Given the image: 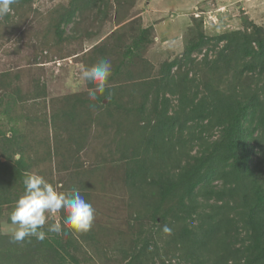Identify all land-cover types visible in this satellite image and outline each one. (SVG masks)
I'll use <instances>...</instances> for the list:
<instances>
[{
	"label": "trees",
	"instance_id": "obj_1",
	"mask_svg": "<svg viewBox=\"0 0 264 264\" xmlns=\"http://www.w3.org/2000/svg\"><path fill=\"white\" fill-rule=\"evenodd\" d=\"M29 1L16 0L12 9L20 12ZM136 2L71 0L50 14L59 44L67 39L64 25L83 24L84 14L102 11V5L105 17L114 5L116 28L86 52L69 56L81 54L84 68L111 61L106 91L95 100L89 96L94 86L87 82L83 92L55 104L44 89L34 88L28 98L2 77L0 118L10 120L0 124V227L10 221L9 207L24 192L25 174L44 173V164L62 162L60 171L76 169L67 188L86 195L88 175L98 167L82 168L76 153L94 141L96 128L121 152L119 179L138 212L135 218L143 212L150 224L146 228L142 222L126 264H153L156 256L162 264H264V27L243 16L242 29L209 35L202 14L193 13L181 54L156 66L150 55L154 29L143 25ZM10 18L5 15V21ZM221 42L210 57L209 50ZM203 48L199 60L194 54ZM28 101L43 104L44 112L32 115ZM40 114L47 117L40 120ZM30 121L44 123L43 129L27 127L31 136L18 129L19 122ZM53 126L55 141L44 145L45 153L40 145ZM63 131L65 140L59 135ZM165 226L171 231L164 232ZM80 234L47 233L43 241L32 237L22 243L0 234V264H80ZM154 235L164 243L162 257Z\"/></svg>",
	"mask_w": 264,
	"mask_h": 264
},
{
	"label": "rangeland",
	"instance_id": "obj_2",
	"mask_svg": "<svg viewBox=\"0 0 264 264\" xmlns=\"http://www.w3.org/2000/svg\"><path fill=\"white\" fill-rule=\"evenodd\" d=\"M69 1L71 0H33L24 3V9L20 12L16 13L12 9L9 14L10 20L5 21V15L0 17V84L4 77L3 83L5 79H8L12 82L10 87L19 86L28 98L32 95L34 88L44 89L48 99L55 98L58 101H55V104L61 103L60 101L65 95L78 94L86 89V82L81 79V72L84 69L82 55L80 54L79 57L69 56L78 50L80 53L86 52L112 32L114 26L108 24L107 21L112 22L114 19V5L110 4L111 6L107 10L108 15L105 17H103L105 15V6L103 7V5L101 6L102 11H98L96 8L88 11L83 16L84 23L78 26L76 24L79 30L75 34L74 31L77 27L74 23L64 25L65 38L67 39L58 44L55 43L58 42V37L52 29L54 21L53 23L50 21V14L55 12L59 5H67ZM145 1L137 0L136 2L141 11H144ZM156 3L160 10L159 16L163 18L158 22L156 38L158 39L157 43L163 48H169L173 38L184 34L188 19L194 12L196 16L202 14L205 30L209 35L242 29L243 16H247L254 23L264 27V0H158ZM197 6L199 11L196 12ZM143 15L146 17L145 13ZM79 18L81 17L76 16L75 22H79ZM136 22L134 25L138 27L139 22ZM88 25H90L89 28ZM85 28H88L87 32H84ZM78 33L82 35L75 38ZM166 43L169 45H165ZM223 45L224 43L221 42L217 48L209 50V56H214ZM172 46L173 44L170 49L161 50L162 56H152L156 66H159L163 60L171 59L167 56L171 55ZM206 50L203 48L201 53L194 54V56L201 60ZM177 53L174 52L175 55ZM32 103L33 101H28L25 105L27 110L31 108L32 115L36 112H44L43 104L37 102V105L35 103L32 105ZM40 116V120L47 117L42 114ZM9 120V118H0V124H7ZM11 124L13 125V123ZM43 124L30 121L29 124L23 126V123L19 122L18 129L25 130L29 135L27 127L38 130L43 129L41 127ZM6 128H8L7 125ZM94 129L95 131L91 132L94 141H89L87 146L82 148L83 151L76 153L80 159L78 164L83 163L84 165L82 168H90L91 165L98 167L97 171L89 173V187H87L88 190L83 191L87 196H82L86 197L85 200L95 209L94 224L89 231L93 232V235L88 237L84 233L80 234L78 238L80 245L78 244L76 255L80 259V264H126L129 259L128 254L133 251L136 245L137 231L140 230L142 222V226L146 228L150 224H148V217L143 212L140 214V218H135V214L138 212L131 208L124 180L119 179L122 176L121 166L124 165L120 156L121 152L114 150V143L110 142L107 133L104 132L103 135L102 131L100 133L99 130ZM46 130V134L45 131L43 132L45 138L40 145L41 151L45 149V153L48 151V147L43 148L44 145H52L55 141L54 126ZM37 135V133L33 134V136ZM59 135L64 140L68 136L65 131ZM73 135L79 139L77 133L73 132ZM40 138L42 135H39ZM75 149L77 148L75 147ZM15 156L19 158V154ZM61 163L58 162L57 165L56 162L44 164L40 170H44V173H39L46 179L54 180L55 183L52 184L57 191L69 189L67 186L71 185V179L76 171L73 168L60 171ZM11 209L9 207L10 212ZM56 221L62 223L63 215L58 214L48 223ZM10 226V221L4 220L1 223V227L5 229ZM166 236L167 234H164L161 237L166 239ZM154 238L157 240L158 251L162 257V255L164 256V243L158 240L156 235ZM153 240L150 239V241ZM152 245L154 247V242ZM168 254L171 256L170 253ZM173 260L175 262L177 258ZM149 261L151 260L149 259ZM166 261L168 262V260ZM153 264H162L161 258L156 256Z\"/></svg>",
	"mask_w": 264,
	"mask_h": 264
},
{
	"label": "clouds",
	"instance_id": "obj_3",
	"mask_svg": "<svg viewBox=\"0 0 264 264\" xmlns=\"http://www.w3.org/2000/svg\"><path fill=\"white\" fill-rule=\"evenodd\" d=\"M15 3L16 0H0V17L10 14ZM111 75L112 64L108 59H101L82 70L81 79L94 86L89 92L91 99L95 100L97 93H105ZM23 185L24 192L10 212L11 226L7 229L0 227V234L8 235L12 243H22L32 237L43 241L47 233L64 236L69 232L87 233L93 227L95 209L77 189L57 191L52 183L36 172L26 173ZM58 214L63 215L62 223H48ZM163 231L167 233L171 229L165 226Z\"/></svg>",
	"mask_w": 264,
	"mask_h": 264
},
{
	"label": "crops",
	"instance_id": "obj_4",
	"mask_svg": "<svg viewBox=\"0 0 264 264\" xmlns=\"http://www.w3.org/2000/svg\"><path fill=\"white\" fill-rule=\"evenodd\" d=\"M156 2H158V0H151L150 2H149V0H146L145 1L146 4H145L144 11H140L141 12L140 15L143 17V25L145 27H147L148 25L149 26L151 25V26H153V29H154V43H153V45L151 47L150 55L151 56H154V57L155 56L160 57V56H162L163 49L164 50L170 49V46L172 44H173V46H172L171 50L172 49L173 50L170 51L171 52V55L170 56H167V57H174V56H176L174 54V52L177 53V51H178L177 55H180L181 52H182V50H183V48H184V36H183L184 34H181L180 33L181 35L178 38L177 37L176 38H173L171 40V42H170V45L168 43H166L165 45H169V48H167V47H165V48L160 47V45L157 43L158 42V39L156 38V35H157V26L159 24L158 22L161 21V20H163V18L161 16H159V11L160 10L157 8V3ZM136 9L137 10H139V9L141 10V8H140L139 5H137ZM197 11H199V7L196 9V12ZM144 13H145L146 17H144V15H143ZM189 21H190V19H188V23H189ZM107 23L108 24H112L114 26V28L112 30H114L116 28V25H115V23L113 21L112 22L107 21ZM163 44H164V42H163ZM176 48H178V49H176ZM175 50H177V51H175Z\"/></svg>",
	"mask_w": 264,
	"mask_h": 264
}]
</instances>
